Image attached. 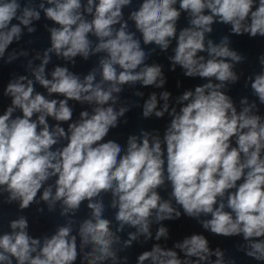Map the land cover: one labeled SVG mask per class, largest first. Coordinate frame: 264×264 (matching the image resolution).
<instances>
[{
    "label": "clouds",
    "instance_id": "1",
    "mask_svg": "<svg viewBox=\"0 0 264 264\" xmlns=\"http://www.w3.org/2000/svg\"><path fill=\"white\" fill-rule=\"evenodd\" d=\"M133 5L0 0V65L24 68L2 89L10 103L0 113V206L58 209L64 221L33 236L28 217L9 220L0 231V264H130L129 250L148 244L135 264H240L204 233L239 238L235 252L264 264V51L259 71L246 75L238 67L248 57L232 46V37L264 40V0ZM42 15L51 22L43 25L49 46L9 51L37 32ZM182 16L187 24L179 27ZM217 24L228 28L219 41L212 38ZM161 53L169 72L179 68L203 83L173 96L165 66L148 62ZM53 57L63 63L49 70ZM93 57L87 73L71 70L77 58ZM241 81L253 98L237 103L229 93ZM146 88L160 91L145 98ZM75 104L86 107L74 119ZM137 108L144 120L167 117L163 130L141 127L123 143L109 139ZM82 205L88 214L80 219ZM182 217L203 231L168 247L165 222Z\"/></svg>",
    "mask_w": 264,
    "mask_h": 264
}]
</instances>
